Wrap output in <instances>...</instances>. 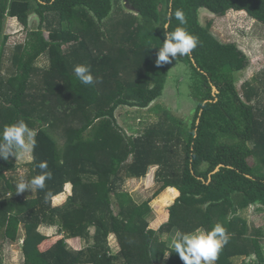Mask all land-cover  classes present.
<instances>
[{
    "label": "trees",
    "instance_id": "1",
    "mask_svg": "<svg viewBox=\"0 0 264 264\" xmlns=\"http://www.w3.org/2000/svg\"><path fill=\"white\" fill-rule=\"evenodd\" d=\"M127 1L139 15L133 32L132 17L113 0H0V131L23 120L37 133L32 161L18 167L14 157L0 158V240L18 242L23 226V264H183L169 246L171 237L165 239L164 234L210 230L220 223L237 244L228 242L215 264H264L260 231H250L247 220L237 216L252 204L264 206V111L254 105V85L245 83L243 95L236 86V73L247 67L248 55L235 42L217 39L212 21L203 25L199 19L201 9L220 16L234 10L264 24V0ZM177 9L185 13L186 24L175 19ZM30 11L40 17L39 27L31 31L23 51L16 53L18 45L9 57L7 17L26 22ZM166 23L168 31L181 26L199 39L190 55L177 56L192 69L191 89L198 102L194 120L191 127L180 128L181 122L164 109L174 123L171 128L163 129L162 124L146 128L129 147L114 138L115 111L124 105L146 108L162 96L171 63L158 66L155 60ZM129 36L137 43L130 41L136 49L127 53L121 44ZM113 45L119 49L112 53ZM42 55H48L51 67L39 79L53 84L47 92L53 91L51 104L61 111L62 123L54 131L31 106L37 96L27 98L36 85L30 81L35 61ZM99 58L104 66L97 67ZM77 64L90 65L97 78L94 84L80 83L73 73ZM121 72L132 81L122 82ZM72 109L77 110L75 127L72 120L67 124ZM174 138L183 141L181 159L170 144ZM41 161L52 173L45 188L16 193L21 177L30 180L41 173L37 167ZM204 163L206 168L201 169ZM153 165L159 168L156 179L161 189L168 188L158 192L154 203L164 208L175 199L169 220L157 230L148 228L149 201L138 204L121 189L127 179L146 176ZM70 182L75 193L63 206H53V198L60 202ZM42 224L56 225L58 237L42 235L38 231ZM110 234L122 246L117 254L110 252ZM68 237L93 244L75 250L67 244ZM2 247L0 243V264ZM168 250L169 259H163Z\"/></svg>",
    "mask_w": 264,
    "mask_h": 264
},
{
    "label": "rangeland",
    "instance_id": "2",
    "mask_svg": "<svg viewBox=\"0 0 264 264\" xmlns=\"http://www.w3.org/2000/svg\"><path fill=\"white\" fill-rule=\"evenodd\" d=\"M113 1L120 4L122 9L129 13L128 15L132 17L134 24L130 29L131 32H133L137 22L139 21L138 13L130 9L131 6L127 0ZM33 3L35 4V1H33ZM199 19L203 25L207 24L209 21H212L213 25L211 32L217 39L224 43L235 42L248 55L249 63L247 67L236 73V86L241 95H243V85L245 83H251L254 85L257 88V93L254 96V105L258 111H264V24L259 21L257 22L244 11L234 10H230L225 16H220L211 13L207 9H201L199 12ZM39 24L40 17L34 11H30L28 13L26 22H22L16 17H7L4 34L8 35V40L6 43L8 56H11L14 48L17 49L18 45L21 46V49L19 48L16 53H21L23 51L22 46L24 45L26 39L29 37L31 31L38 29ZM44 35L48 40L52 39L48 30H44ZM131 38L132 37L129 36L127 39H125L123 44H121L128 50L127 53L134 52L136 49L134 48L135 45H133V43L135 44L137 41H133ZM68 45L69 44L66 43L62 48L66 49ZM129 45H132L133 47H128ZM113 46H115L114 49L112 47V51H110L112 53L118 51L119 49L118 45ZM132 49L134 50L132 51ZM102 53L104 54L105 52ZM101 58L98 59L97 67L104 66L99 61ZM124 61H127L129 65L132 63V61L128 59H124ZM170 65L167 82L165 84V89L162 96L153 101L146 108L124 105L119 106L116 109L115 118H113V126L116 129V133L113 134L114 138L120 137L123 143L129 147L131 145L132 147L134 138L145 131L146 128L162 124L163 129H170L171 125L174 123L172 120L167 119L166 115L164 114V109L168 110L175 118H177L179 123L181 122L180 128L191 127V124L194 120L195 110L198 106L197 99L194 97L193 90L191 89V83L193 80L192 69L182 58H176ZM34 66L36 70L33 75L35 76L31 78L30 81L36 85L28 91L29 97L27 98L30 99L31 97L37 96L31 100V106L36 109V115L46 121L45 126L49 128L50 131H54L58 129L62 123L61 111L51 104L50 97L53 91L50 90L47 92L49 86L51 87L53 84H51L50 81H45V83L39 79L40 74L51 67L50 58L48 55H42L35 61ZM130 68H132V70H136L134 66H130ZM115 71L117 74L120 72L119 69H115ZM122 73L124 72H121V74ZM39 80L41 82H38ZM121 81L126 84L127 81L132 80L128 77L127 73H124L121 76ZM113 86L115 89V84ZM243 98L245 99V97ZM158 106H160V109L156 111L155 109ZM76 111V109H72L71 112L68 113L67 117V124L70 125V121L72 120L73 127H75L74 125H76L78 122L77 118H75ZM36 124L38 123L36 122ZM176 124L177 123H175V125ZM57 125L59 127H57ZM72 126L69 127L71 128ZM51 127L54 129L51 130ZM174 132L176 133L177 129ZM60 141H62V139ZM162 143H164V141ZM170 144L173 145V149L179 151L177 154L179 159L183 158V141L178 143L176 138H174ZM250 145L252 144L250 143ZM30 161L32 160L20 157L15 158V163L18 167L24 166ZM205 168L206 163L202 165L201 169ZM158 169V166L153 165L149 168L146 176L133 180L129 178L121 184V189L129 191L136 203L139 204L143 201H149L151 210L146 216V219L149 224L148 228L155 230L159 229L165 222L169 220V207L175 202L174 199L169 203L168 207L166 205L164 208H161L159 205L154 203V200L163 191L161 189L162 183L158 182L156 179V173ZM160 190L162 191L160 192ZM63 193L64 194L60 196V202H57L56 198H54V205L63 206L66 203H64V201H66L67 197L75 193L74 185L71 182L67 183ZM156 193L158 194L156 195ZM230 215L233 216V214ZM237 216L247 220L250 231L253 232L254 228L259 230L260 236L264 239V206H260L257 203L252 204L249 207L238 211ZM240 226H242V224H240ZM199 229L203 230L202 228ZM38 231L42 235L47 236L48 239L49 237L54 239L58 237V227L56 225L53 226L42 224L38 228ZM90 231V235L93 236L95 233V227L90 228ZM21 232L22 239H20L18 242L11 243L7 240H0V243L3 244V264H23V226H21ZM175 232L176 230L171 231L170 233H165L163 238L166 239L168 236L171 237ZM249 236H251V234H248L247 238ZM233 238H230L228 242L235 245L237 244V240ZM66 242L69 247L74 248L75 250H80L88 247L90 244H93V242L90 243L88 240L81 237H68ZM249 243L251 242H247L245 245L250 247ZM108 246L110 248V252L113 254H117L122 248L118 237L115 234L109 235ZM169 251L170 250L167 251L163 259H169ZM254 256L255 254H252L247 259L249 260ZM235 261L236 263H239L241 258L237 257Z\"/></svg>",
    "mask_w": 264,
    "mask_h": 264
},
{
    "label": "clouds",
    "instance_id": "3",
    "mask_svg": "<svg viewBox=\"0 0 264 264\" xmlns=\"http://www.w3.org/2000/svg\"><path fill=\"white\" fill-rule=\"evenodd\" d=\"M174 17L180 25L186 24L185 13L181 9L174 12ZM169 25L163 26L164 41L159 47L156 65L172 63L179 55L180 57L190 55L198 47V37L189 33L184 27L178 26L174 31H168ZM76 78L84 85H92L96 82L90 65L77 64L73 67ZM34 129L29 128L26 122L19 120L8 124L0 131V158L11 157L34 159L31 155L35 148ZM41 173L25 180L21 177L16 183V193L30 190L31 192L45 188V181L52 178V173L47 171V162L41 161L37 164ZM230 236L226 228L215 224L210 230L196 229L184 233L177 230L170 238L169 246L174 249L183 264H215L222 248L228 243Z\"/></svg>",
    "mask_w": 264,
    "mask_h": 264
},
{
    "label": "crops",
    "instance_id": "4",
    "mask_svg": "<svg viewBox=\"0 0 264 264\" xmlns=\"http://www.w3.org/2000/svg\"><path fill=\"white\" fill-rule=\"evenodd\" d=\"M133 179H136V178H131V180H133ZM167 189H168V188H166V190H167ZM166 190L164 189L162 192H165ZM162 192H161V193H162ZM179 195H180V192H179V194L177 195V197H179ZM177 197H176V198H177ZM67 199H68V197H67ZM67 199H66V201H67ZM53 200H54V198H53ZM66 201H64V203H65ZM53 202H54V201H53ZM54 203H55V202H54ZM53 206L56 207V206H59V205H54V204H53ZM168 216H169V212H168ZM50 225H51V224H50ZM53 226H54V225H53ZM201 228H202V227H201ZM198 229H199V228H198ZM202 229L205 230L204 228H202Z\"/></svg>",
    "mask_w": 264,
    "mask_h": 264
},
{
    "label": "water",
    "instance_id": "5",
    "mask_svg": "<svg viewBox=\"0 0 264 264\" xmlns=\"http://www.w3.org/2000/svg\"><path fill=\"white\" fill-rule=\"evenodd\" d=\"M214 90L216 91V88H214ZM199 121H200V120L198 119V123H199ZM217 170H218V169H217Z\"/></svg>",
    "mask_w": 264,
    "mask_h": 264
}]
</instances>
